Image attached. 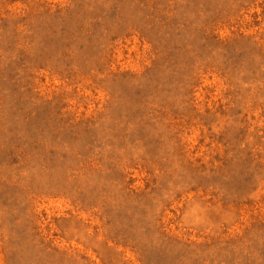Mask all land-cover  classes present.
Listing matches in <instances>:
<instances>
[{"label":"rangeland","instance_id":"374dc122","mask_svg":"<svg viewBox=\"0 0 264 264\" xmlns=\"http://www.w3.org/2000/svg\"><path fill=\"white\" fill-rule=\"evenodd\" d=\"M0 264H264V0H0Z\"/></svg>","mask_w":264,"mask_h":264}]
</instances>
